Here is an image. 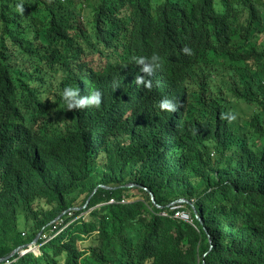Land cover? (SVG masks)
Listing matches in <instances>:
<instances>
[{"label": "trees", "instance_id": "1", "mask_svg": "<svg viewBox=\"0 0 264 264\" xmlns=\"http://www.w3.org/2000/svg\"><path fill=\"white\" fill-rule=\"evenodd\" d=\"M76 2L0 0V258L98 185L0 264H264V0ZM69 86L101 106L67 110Z\"/></svg>", "mask_w": 264, "mask_h": 264}, {"label": "clouds", "instance_id": "2", "mask_svg": "<svg viewBox=\"0 0 264 264\" xmlns=\"http://www.w3.org/2000/svg\"><path fill=\"white\" fill-rule=\"evenodd\" d=\"M16 10L20 14H23L25 11L23 4H18L16 6ZM182 51H184L185 54H191V50L188 49L187 47L182 49ZM133 61L137 65L141 66V72L144 74V75H140V76L135 77L136 83L138 85L144 84L145 87L151 89V87H152L151 81L150 80L146 81L144 77L145 76H153L155 74L156 69L160 67V57L158 55H155V54L152 55L151 57H143V56L133 57ZM62 98L66 104L67 110H69V111L80 110V109H84L86 107L99 108L102 104V93L99 90L92 91L91 93H89L86 96H81L79 88H73V87L69 86V87H66L63 89ZM45 99H46V97H41L42 102H44ZM159 107L162 111H167V112H176L178 110V104L174 103L172 100H170L168 98H164L163 100H161ZM224 118L228 119V121L231 123L232 121H234L236 119V116L233 114H228ZM82 206L83 205L78 206V207H82ZM78 207H72L69 209H72L75 211H82V212L86 209V207L82 208L80 210L74 209V208H78ZM66 212L67 211H65L64 214ZM64 214L62 217H64ZM62 217H60V218H62ZM42 231H43V229L41 230V234H42ZM38 238H37V240H38ZM34 245H38L37 241L34 243ZM6 261H4V262H6Z\"/></svg>", "mask_w": 264, "mask_h": 264}, {"label": "built area", "instance_id": "3", "mask_svg": "<svg viewBox=\"0 0 264 264\" xmlns=\"http://www.w3.org/2000/svg\"><path fill=\"white\" fill-rule=\"evenodd\" d=\"M113 202H115V201L112 198L108 201V203H113ZM123 202H124L123 200L120 201V203H123ZM96 207H99V205H97ZM91 209L92 208H89L87 210H84L83 212H80L71 221H74V220H77V219H80V218L84 219L86 217V215L90 212ZM169 210L172 212L171 217L180 219V220H182V221H184L186 223L191 224L192 220L190 218V215L187 214L183 210L181 204H174V205H172V206L169 207ZM72 215H73V210L72 209H68L67 212H66V217H72ZM159 215H161V216H168L169 214L166 211H161L159 213ZM195 217L197 218V216H195ZM63 219H64V217L59 218L57 221L51 223L50 225H53V226H51V228L49 229V231L46 232V233H42L39 236L38 239H41V240H43V242H46L49 239L53 238L55 235H57L58 232L60 230L64 229L69 224L70 221L67 222V223H65V224H63L61 226V228H59L56 232H54L52 234H49V232L53 231L55 229V226L56 225H60L61 223H63ZM22 235H24V233H22ZM39 245L40 244H38V245L30 244L26 248H24L22 250H19L18 253H17V255L18 256H22V255H24L25 253H28V252L34 253L35 250L38 251ZM6 262H8V261H6ZM197 264H204V263L202 261H199Z\"/></svg>", "mask_w": 264, "mask_h": 264}, {"label": "water", "instance_id": "4", "mask_svg": "<svg viewBox=\"0 0 264 264\" xmlns=\"http://www.w3.org/2000/svg\"><path fill=\"white\" fill-rule=\"evenodd\" d=\"M132 185H134V184H130V186H132ZM97 188H98V186H96V187L93 189V191L90 193V195H89V196L87 197V199L85 200V203L83 204L82 207H78V208H74V209H76V210H80V209H82V208H85L86 205H87V203H88V201H89V199H90V197L93 195V193L96 191ZM149 194H150V201H151L152 204H154L153 196H152L151 193H149ZM182 203H187V204H189V202H188L187 200H185V199H183V198H180V199H176V200L171 201L169 204H167L166 207H170V206H172V205H174V204H182ZM157 207H159V208L162 209L161 206H157ZM193 212L195 213V211H193ZM63 214H64V212H62V213H60L59 215H57V216H56L54 219H52L47 225H49V224H51V223L57 221L60 217L63 216ZM40 234H41V230L37 233L36 237L32 240L31 243L20 245V246H18L17 248H15V249H14V250H13L8 256H6V257H4V258H0V263L6 261V260H8V259H10V258H11L12 256H14L19 250H21V249H23V248H26V247H27L28 245H30V244H34V243L37 241V238L39 237ZM203 256H204V255H203ZM203 256H202V257H203Z\"/></svg>", "mask_w": 264, "mask_h": 264}, {"label": "rangeland", "instance_id": "5", "mask_svg": "<svg viewBox=\"0 0 264 264\" xmlns=\"http://www.w3.org/2000/svg\"><path fill=\"white\" fill-rule=\"evenodd\" d=\"M96 5V0H82V3H79V2H76L75 4H74V6H75V9H76V11L79 13V14H82V15H86L88 12H89V10L90 9H92V7L93 6H95ZM81 8V9H80ZM84 9V10H83ZM117 58L118 59H120V57L119 56H117ZM82 198V197H81ZM81 198H78V202H80V200H81ZM184 209V211L187 213V214H190V211L186 208V207H183ZM21 220V219H20ZM20 220H19V223H20ZM72 221H70L69 223H71ZM20 230L21 231H23V233H24V230H23V226L21 225V223H20ZM63 230V229H62ZM62 230H60L59 232H61ZM47 232V231H46ZM45 232V233H46ZM58 232V233H59ZM79 246H80V249L82 250V249H84L85 247H87L88 246V241L87 240H82V241H80L79 242ZM35 256H38L39 255V250L38 251H34V253H33ZM88 257V253L87 252H85V254H84V256H83V260L84 259H86ZM89 260H87V262H88ZM199 261H201L200 260V258H198L197 259V263L199 262ZM90 262H91V264H95V263H93L91 260H90ZM196 263V264H197Z\"/></svg>", "mask_w": 264, "mask_h": 264}]
</instances>
